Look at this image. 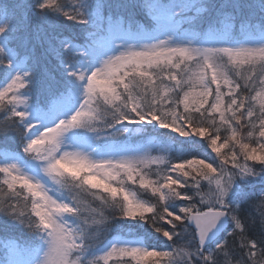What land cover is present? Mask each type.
I'll return each instance as SVG.
<instances>
[{"label": "snow or ice", "instance_id": "obj_1", "mask_svg": "<svg viewBox=\"0 0 264 264\" xmlns=\"http://www.w3.org/2000/svg\"><path fill=\"white\" fill-rule=\"evenodd\" d=\"M0 73V264H264V0L2 3Z\"/></svg>", "mask_w": 264, "mask_h": 264}, {"label": "trees", "instance_id": "obj_2", "mask_svg": "<svg viewBox=\"0 0 264 264\" xmlns=\"http://www.w3.org/2000/svg\"><path fill=\"white\" fill-rule=\"evenodd\" d=\"M14 0H0V4L2 3H6V2H13ZM29 2H34V0H29ZM110 2H118V0H110ZM161 3H168V4H172V3H180L182 2V0H160ZM213 3L215 4H221V3H224V0H212ZM240 3L242 4H248V3H258L259 0H239ZM70 3V2H68ZM136 20L138 22H140L141 24H143L145 27L147 26L146 24V21L144 19L143 16H137L136 17ZM204 28L207 27L206 24L203 25ZM65 35H68V33H65ZM34 44L36 46H42L39 42L33 40V44H32V47H34ZM43 47V46H42ZM35 48V47H34ZM33 66H34V69L35 71L40 75L41 77V84L43 85L44 83V79L46 77V73L47 72H50V73H55L57 71V68H56V64H55V61L46 54L45 52V49L44 50H39V51H35L34 54H33ZM3 83V74L0 73V84ZM150 127V126H149ZM161 132H165V131H168V130H160ZM247 129H243V132L246 134L247 133ZM226 134V133H224ZM90 135H93V134H90ZM172 136H178V133H172L171 134ZM193 139H197V140H200L199 137H192ZM118 139H123V137H119ZM151 137L149 136H134L132 138V143H139V144H142L145 146V149L146 150H149L150 151V155L152 156H160V155H167L169 158H172V159H175L177 154L176 152L173 150V151H170L168 153H162L161 151H157L158 150V147H155V142H153L152 144V148L150 149L149 148V141H150ZM180 139H185L183 137H181ZM205 141L201 140V143H204ZM17 144H18V138L15 142H13L12 140H8V141H5L4 139L0 138V153H2L3 151L5 150H8V151H14L16 150V147H17ZM154 149V150H152ZM210 149V148H209ZM200 152H203L204 149H199ZM207 152L210 153L207 149ZM190 156V153L188 152H185L183 157L182 158H189ZM259 187L260 186H257L256 188V192L258 193L259 192ZM84 198L86 200H91V197H88L87 195L84 196ZM252 199H255V196L252 197ZM248 203L249 202H246L244 204V210L245 212H248ZM107 214V213H106ZM258 230L259 228L256 227L254 230H253V234L256 236V237H259V233H258ZM22 229L20 228H10L8 229L7 232L4 231V228H3V217H0V240H3L5 237H21V238H24L22 236ZM127 231H130L132 233H135L136 232V229H130V230H127ZM162 242V241H161ZM152 243H157L155 241H153ZM236 249H239V248H236ZM4 259V250L2 247H0V261H2Z\"/></svg>", "mask_w": 264, "mask_h": 264}, {"label": "rangeland", "instance_id": "obj_3", "mask_svg": "<svg viewBox=\"0 0 264 264\" xmlns=\"http://www.w3.org/2000/svg\"><path fill=\"white\" fill-rule=\"evenodd\" d=\"M223 135H225V134L222 132V136H223ZM159 144H160V141L157 140V141L155 142V147H158V150H157V151H160V149H159ZM208 151L211 153V156H216L215 153L211 152V149H208ZM225 151H227V150H225ZM190 158H202V157H201V156H193V155L190 154V156H189L188 159H190ZM217 163H219V160H218V159H217Z\"/></svg>", "mask_w": 264, "mask_h": 264}, {"label": "bare ground", "instance_id": "obj_4", "mask_svg": "<svg viewBox=\"0 0 264 264\" xmlns=\"http://www.w3.org/2000/svg\"><path fill=\"white\" fill-rule=\"evenodd\" d=\"M13 2H15V0L13 1ZM65 2H71V0H65ZM34 47H35V51H39V50H44V47H42V46H36L35 44H34ZM34 58V57H33ZM34 62V61H33ZM34 65V64H33ZM48 73H50V72H47L46 73V75L48 74ZM248 210L250 211V209L248 208ZM258 233H259V230H258ZM235 251L237 252V253H239V249H235Z\"/></svg>", "mask_w": 264, "mask_h": 264}]
</instances>
